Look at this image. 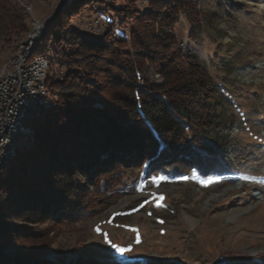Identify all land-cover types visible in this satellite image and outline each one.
Masks as SVG:
<instances>
[{"label":"trees","instance_id":"1","mask_svg":"<svg viewBox=\"0 0 264 264\" xmlns=\"http://www.w3.org/2000/svg\"><path fill=\"white\" fill-rule=\"evenodd\" d=\"M11 1L0 0L1 17L8 12L1 4ZM139 1L70 0L47 23L42 42L52 39V60H67L69 72L58 81L50 80L49 70L47 88L58 101L35 124L34 142L1 174L0 264H138L48 258L43 237L74 228L118 196L120 169L200 160L195 147L201 141L222 149L219 123L228 99L194 50L180 49L176 36L182 20L189 38L204 31L198 0H145V10ZM98 9L118 19L116 26L127 34L112 38L109 30L97 39L72 28L73 16ZM163 29L165 37L159 35ZM149 73L162 82H151ZM138 79L143 86L135 85Z\"/></svg>","mask_w":264,"mask_h":264},{"label":"rangeland","instance_id":"2","mask_svg":"<svg viewBox=\"0 0 264 264\" xmlns=\"http://www.w3.org/2000/svg\"><path fill=\"white\" fill-rule=\"evenodd\" d=\"M62 1L1 4L8 12L0 16V68L21 50L36 22L43 28ZM14 2L22 10L14 8ZM138 6L145 10L147 2L140 0ZM198 8L204 31L191 39L187 36L189 25L182 20L176 36L180 49L194 50L228 99L225 117L219 123L222 149L201 141L204 145L195 147L200 160L191 157L181 166L153 162L120 169L118 196L101 211L74 228L47 232L42 242L47 245L42 249L48 258L218 264L216 259L224 256V264H264V0H198ZM116 23L112 14L98 9L73 16L71 25L76 32L97 39L109 30L112 38L126 35L127 30ZM9 31L14 32L11 41H7ZM45 34L46 29L35 52L51 58L50 80L62 81L69 72L67 60H52L53 41L43 43ZM167 34L163 29L159 35ZM148 78L156 85L162 82L156 73H149ZM135 85L143 86L142 80H136ZM51 96L54 106L57 97ZM161 176L166 180L159 184L152 179ZM244 176L255 179H242ZM208 178H215L214 182L202 183ZM161 195L162 201L158 199ZM109 240L130 246L131 251L121 254L110 247Z\"/></svg>","mask_w":264,"mask_h":264},{"label":"bare ground","instance_id":"3","mask_svg":"<svg viewBox=\"0 0 264 264\" xmlns=\"http://www.w3.org/2000/svg\"><path fill=\"white\" fill-rule=\"evenodd\" d=\"M37 23L35 26L38 25ZM42 29L41 26H36L31 34L28 35V40L30 37L31 41H35L42 32ZM25 49L26 43L21 46V50L16 55H19ZM28 50H26L25 54H21L20 71L21 73H26V75H20V82L21 88H26L27 96L34 99V106L33 110L29 111V114L19 116L16 120H10V122L4 123L1 126L0 142L11 141V139L12 142L6 143V147L1 151L0 177L3 170L12 162L17 153L25 146L31 145L34 142L35 124L43 119L48 110L53 106L52 96L47 88L50 61L44 54L36 53L35 50L27 53ZM14 56L1 66L0 73L5 72L7 65H9ZM29 71L32 73H28ZM28 80H30V85H28ZM13 135L15 137L12 138Z\"/></svg>","mask_w":264,"mask_h":264},{"label":"built area","instance_id":"4","mask_svg":"<svg viewBox=\"0 0 264 264\" xmlns=\"http://www.w3.org/2000/svg\"><path fill=\"white\" fill-rule=\"evenodd\" d=\"M29 42H32L30 37L26 42V49L19 55H15L7 65L5 72L0 73V129L4 123L16 120L19 116L27 115L29 111L33 110L34 99L27 96L26 88H21L20 82V75H26L20 71L21 54H25L26 50L29 49ZM28 73L32 72L29 71ZM28 85H30V80H28ZM11 142L12 139L11 141L0 142V157L6 143Z\"/></svg>","mask_w":264,"mask_h":264},{"label":"water","instance_id":"5","mask_svg":"<svg viewBox=\"0 0 264 264\" xmlns=\"http://www.w3.org/2000/svg\"><path fill=\"white\" fill-rule=\"evenodd\" d=\"M69 0H63L60 4H59V6H57L56 7V9L54 10V12H53V14H52V16H51V18H49L48 20H46L45 22H44V25H43V29H42V32L40 33V35L38 36V38L35 40V41H32V42H29V50H28V52L27 53H31V52H33L35 49H36V47H37V45H38V43H39V40H40V38L42 37V35H43V33L45 32V29H46V25H47V23L57 14V12L68 2ZM164 207H166V208H168V206L167 205H163ZM6 252H8V253H12V251H9V250H4L3 251V253H6ZM226 257H224V256H219L217 259H216V263H218V264H224L225 262H226Z\"/></svg>","mask_w":264,"mask_h":264},{"label":"snow or ice","instance_id":"6","mask_svg":"<svg viewBox=\"0 0 264 264\" xmlns=\"http://www.w3.org/2000/svg\"><path fill=\"white\" fill-rule=\"evenodd\" d=\"M241 178L245 179V180L255 179L254 177H248V176H244V177H241ZM152 179H153V181L155 183L159 184L160 181L166 180V177H162V176L161 177H153ZM214 179L215 178H208L207 180L202 181V183H205V184L211 183V182H214ZM158 199L160 201H162L164 199V197L161 195V196L158 197ZM97 230L99 231V228ZM132 230L133 231H138L137 229H132ZM137 240H139V237H137ZM107 242L109 243L110 247H112L113 249H115L117 252H119L121 254H123L125 252H128V251H131V247L130 246L129 247H121L119 245L113 244L110 240L107 241Z\"/></svg>","mask_w":264,"mask_h":264}]
</instances>
